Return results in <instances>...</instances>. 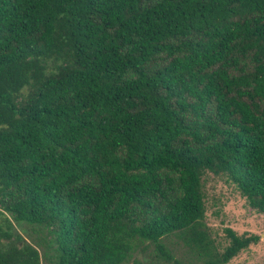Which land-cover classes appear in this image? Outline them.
Returning <instances> with one entry per match:
<instances>
[{
    "label": "trees",
    "instance_id": "1",
    "mask_svg": "<svg viewBox=\"0 0 264 264\" xmlns=\"http://www.w3.org/2000/svg\"><path fill=\"white\" fill-rule=\"evenodd\" d=\"M208 173L264 214V0H0V264H227Z\"/></svg>",
    "mask_w": 264,
    "mask_h": 264
},
{
    "label": "rangeland",
    "instance_id": "2",
    "mask_svg": "<svg viewBox=\"0 0 264 264\" xmlns=\"http://www.w3.org/2000/svg\"><path fill=\"white\" fill-rule=\"evenodd\" d=\"M203 181L206 205L204 222L210 237L220 250L227 244L224 232L226 227L232 228L239 235L259 236L256 244H250L227 264H264V214L252 209L233 184L226 182L225 177L208 173ZM184 253L185 250L182 248L176 257L184 259L191 256L189 252ZM133 258L145 264L143 255L136 253ZM133 258L125 264H134ZM185 260L190 261L187 258Z\"/></svg>",
    "mask_w": 264,
    "mask_h": 264
}]
</instances>
